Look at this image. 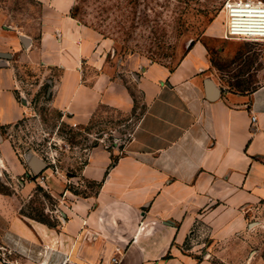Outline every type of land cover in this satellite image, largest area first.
<instances>
[{
    "label": "crops",
    "instance_id": "crops-1",
    "mask_svg": "<svg viewBox=\"0 0 264 264\" xmlns=\"http://www.w3.org/2000/svg\"><path fill=\"white\" fill-rule=\"evenodd\" d=\"M38 1L45 11L37 36L9 23L0 8V123H15L28 110V101L17 97L21 63L60 70L52 104L77 123L90 120L101 104L132 110L134 95L107 63L103 34L72 13L76 0ZM90 68L95 76L88 81ZM137 86L145 111L125 152L113 162L110 147L93 146L82 167L83 177L101 183L97 192L67 190L52 225L12 220L14 231L19 225L34 240L20 241L34 250L32 264H114L113 256L118 264H212L188 247L205 209L231 233L249 225L248 208L264 201V81L253 89L227 88L198 41L174 67H144ZM1 147V164L30 177L34 170L11 142ZM50 170L43 171L47 179ZM56 188L55 196L65 190L63 183ZM252 261L264 264V258Z\"/></svg>",
    "mask_w": 264,
    "mask_h": 264
},
{
    "label": "rangeland",
    "instance_id": "rangeland-1",
    "mask_svg": "<svg viewBox=\"0 0 264 264\" xmlns=\"http://www.w3.org/2000/svg\"><path fill=\"white\" fill-rule=\"evenodd\" d=\"M225 1L76 0L74 13L101 31L107 41V63L134 95L135 106L130 111L101 104L90 120L77 123L52 104L53 85L60 70L19 65L21 88L17 97L28 101V110L15 123H0V145L5 140L11 142L22 163L36 154L51 170L42 184L37 177L43 172L33 171L24 178L0 162V264H32L29 260L36 258L34 250L20 247L21 240H34L20 233L19 225L14 231L12 220H39L52 225L67 190L79 196L97 192L98 182L83 177L82 167L93 146H108L115 156L125 152L145 111L137 86L144 67L156 63L174 67L191 46L202 41L208 49L213 76L227 88L253 89L264 81V41L224 38ZM0 8L7 13L9 23L38 35L45 11L38 0H0ZM94 76L91 68L85 75L88 81ZM33 178L36 184L24 188L22 182ZM59 183L65 190L55 196L53 190ZM204 212L188 241L193 253L212 264H251L255 258H264V201L248 208L249 225L231 233L223 232L219 215L211 216L207 208Z\"/></svg>",
    "mask_w": 264,
    "mask_h": 264
},
{
    "label": "built area",
    "instance_id": "built-area-1",
    "mask_svg": "<svg viewBox=\"0 0 264 264\" xmlns=\"http://www.w3.org/2000/svg\"><path fill=\"white\" fill-rule=\"evenodd\" d=\"M224 8L227 13L224 38L264 41V0H226ZM37 179L45 183L47 174H38ZM112 261L118 264L120 258L113 256Z\"/></svg>",
    "mask_w": 264,
    "mask_h": 264
},
{
    "label": "water",
    "instance_id": "water-1",
    "mask_svg": "<svg viewBox=\"0 0 264 264\" xmlns=\"http://www.w3.org/2000/svg\"><path fill=\"white\" fill-rule=\"evenodd\" d=\"M206 85L208 87V91L210 93L211 98H215L218 95V92L215 88V85L212 79H208L206 81ZM29 164L31 165L32 169L36 173L43 172L44 170L48 168V163L36 154L31 156L29 160Z\"/></svg>",
    "mask_w": 264,
    "mask_h": 264
},
{
    "label": "bare ground",
    "instance_id": "bare-ground-1",
    "mask_svg": "<svg viewBox=\"0 0 264 264\" xmlns=\"http://www.w3.org/2000/svg\"><path fill=\"white\" fill-rule=\"evenodd\" d=\"M223 16H224L223 22L225 23L224 24V28H225L226 21H227V13H226V9L225 8L223 9ZM0 160H1V162L3 161L1 158H0Z\"/></svg>",
    "mask_w": 264,
    "mask_h": 264
},
{
    "label": "trees",
    "instance_id": "trees-1",
    "mask_svg": "<svg viewBox=\"0 0 264 264\" xmlns=\"http://www.w3.org/2000/svg\"><path fill=\"white\" fill-rule=\"evenodd\" d=\"M73 9H74V8H73ZM72 12H73V14H75L73 10H72ZM75 15H76V14H75ZM116 160H117V156H113V162L116 161ZM100 184H101V183L98 182V187L100 186Z\"/></svg>",
    "mask_w": 264,
    "mask_h": 264
}]
</instances>
